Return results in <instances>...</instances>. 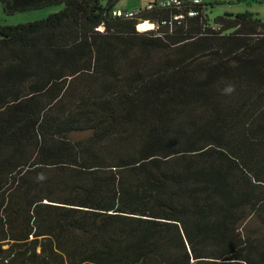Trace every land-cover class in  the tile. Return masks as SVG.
<instances>
[{
  "label": "trees",
  "instance_id": "obj_1",
  "mask_svg": "<svg viewBox=\"0 0 264 264\" xmlns=\"http://www.w3.org/2000/svg\"><path fill=\"white\" fill-rule=\"evenodd\" d=\"M118 1L2 0L0 264H264V19Z\"/></svg>",
  "mask_w": 264,
  "mask_h": 264
},
{
  "label": "rangeland",
  "instance_id": "obj_2",
  "mask_svg": "<svg viewBox=\"0 0 264 264\" xmlns=\"http://www.w3.org/2000/svg\"><path fill=\"white\" fill-rule=\"evenodd\" d=\"M147 2L148 0H119L115 4V6L126 9V10L131 9V10L140 12L141 10L146 9V7L149 5V3ZM62 8H63L62 6L49 7V8L41 9V10L18 12V13L9 15L4 11L2 0H0V26H17L19 24L29 23V22H34V21H38L41 19H45L50 14L60 11ZM220 9H221L220 7H217L213 11H210V8L208 9V12H207L208 16L206 19L208 24H212L216 16L223 14V11H221ZM261 18L264 19V11L261 15Z\"/></svg>",
  "mask_w": 264,
  "mask_h": 264
},
{
  "label": "crops",
  "instance_id": "obj_3",
  "mask_svg": "<svg viewBox=\"0 0 264 264\" xmlns=\"http://www.w3.org/2000/svg\"><path fill=\"white\" fill-rule=\"evenodd\" d=\"M154 1L159 0H148L147 3H152ZM203 2L211 5L210 11H213L217 7H220V10L223 11V14L251 12L261 16L264 11V0H203ZM117 8L123 9L120 7Z\"/></svg>",
  "mask_w": 264,
  "mask_h": 264
},
{
  "label": "built area",
  "instance_id": "obj_4",
  "mask_svg": "<svg viewBox=\"0 0 264 264\" xmlns=\"http://www.w3.org/2000/svg\"><path fill=\"white\" fill-rule=\"evenodd\" d=\"M190 3H192L193 5H200L203 3V0H192L189 1ZM185 4V0H159L156 1L154 3H151L148 5V9H154V8H172V7H180L183 6ZM115 16H126V17H134L136 14L135 12L132 11H123V10H117L114 12ZM197 15L196 11L193 9H190L186 12V14L183 13H179L176 14L171 21H163L162 25L163 26H169L170 28L172 27L173 21H180L183 20L186 16L187 17H195ZM153 25V29H158L160 27V25L157 24H152Z\"/></svg>",
  "mask_w": 264,
  "mask_h": 264
},
{
  "label": "bare ground",
  "instance_id": "obj_5",
  "mask_svg": "<svg viewBox=\"0 0 264 264\" xmlns=\"http://www.w3.org/2000/svg\"><path fill=\"white\" fill-rule=\"evenodd\" d=\"M139 28L141 31L145 32L153 29V25L150 21H144L143 23L140 24Z\"/></svg>",
  "mask_w": 264,
  "mask_h": 264
},
{
  "label": "clouds",
  "instance_id": "obj_6",
  "mask_svg": "<svg viewBox=\"0 0 264 264\" xmlns=\"http://www.w3.org/2000/svg\"><path fill=\"white\" fill-rule=\"evenodd\" d=\"M224 91H225V93H230V92H232V91H233V88H231V87H228V88H226Z\"/></svg>",
  "mask_w": 264,
  "mask_h": 264
}]
</instances>
